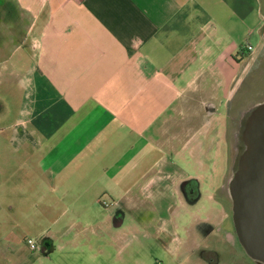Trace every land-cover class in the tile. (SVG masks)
Returning <instances> with one entry per match:
<instances>
[{
  "label": "crops",
  "instance_id": "0c3cea01",
  "mask_svg": "<svg viewBox=\"0 0 264 264\" xmlns=\"http://www.w3.org/2000/svg\"><path fill=\"white\" fill-rule=\"evenodd\" d=\"M16 1L14 62H2L16 109L0 129V153L11 151L0 173L12 168L33 198L77 200L149 176V145L167 152L157 167L212 159L246 59L264 43L261 0Z\"/></svg>",
  "mask_w": 264,
  "mask_h": 264
},
{
  "label": "rangeland",
  "instance_id": "374dc122",
  "mask_svg": "<svg viewBox=\"0 0 264 264\" xmlns=\"http://www.w3.org/2000/svg\"><path fill=\"white\" fill-rule=\"evenodd\" d=\"M261 3L264 16V0ZM19 9L16 0H0V129L13 121L16 109L12 95L5 91L11 85L2 72V62L7 59L10 69L14 62L13 18L20 15ZM25 27L23 23L19 30L23 32ZM250 38L246 36L243 45ZM243 76L239 86H234L221 134L213 137L212 159L207 158L205 165L195 169L178 160H174L175 167H157L156 159L167 152L149 145L145 165L140 168L149 171V176L138 180L137 188L134 183L118 184L121 191L133 188L134 196L138 195L132 200L129 193L119 196L121 191L103 190L77 200L56 195L44 200L33 198L29 183H18L19 175L13 183V170L6 168L9 170L0 173L4 182L0 187L4 204L0 214V264H205L198 258L201 248L217 250L219 264H258L238 242L227 182L239 121L244 112L264 101V43L258 54L247 57ZM1 136L0 130V143ZM10 155L11 151L1 152L0 161ZM152 170L173 173L175 178L158 181ZM178 173L180 177L188 174L197 178L198 195L194 200L185 199L183 182L176 179ZM143 185L151 190L147 198L135 192ZM116 213L120 215L117 226L112 223Z\"/></svg>",
  "mask_w": 264,
  "mask_h": 264
},
{
  "label": "water",
  "instance_id": "95a60500",
  "mask_svg": "<svg viewBox=\"0 0 264 264\" xmlns=\"http://www.w3.org/2000/svg\"><path fill=\"white\" fill-rule=\"evenodd\" d=\"M227 189L238 242L251 260L264 264V101L239 121Z\"/></svg>",
  "mask_w": 264,
  "mask_h": 264
},
{
  "label": "flooded vegetation",
  "instance_id": "af4514ba",
  "mask_svg": "<svg viewBox=\"0 0 264 264\" xmlns=\"http://www.w3.org/2000/svg\"><path fill=\"white\" fill-rule=\"evenodd\" d=\"M226 145H228V144L226 143ZM235 148H236V142H235ZM197 189H198L197 181L191 180V179L189 181L183 182L182 186H181V191H183L184 197L186 200H188V202H189V200L190 201L194 200V198L198 195ZM113 224L115 226L120 224L119 213L118 214L116 213L113 216ZM198 258L201 260V262L202 261L205 262V264H219V262H220V256H219L218 251L217 250H211L208 248H201L199 250Z\"/></svg>",
  "mask_w": 264,
  "mask_h": 264
},
{
  "label": "built area",
  "instance_id": "2783aa9c",
  "mask_svg": "<svg viewBox=\"0 0 264 264\" xmlns=\"http://www.w3.org/2000/svg\"><path fill=\"white\" fill-rule=\"evenodd\" d=\"M251 49H252V48H251L250 46L247 47V50H248V51H251ZM28 242H29L30 244H32V247H33V242H32L31 240H29Z\"/></svg>",
  "mask_w": 264,
  "mask_h": 264
}]
</instances>
